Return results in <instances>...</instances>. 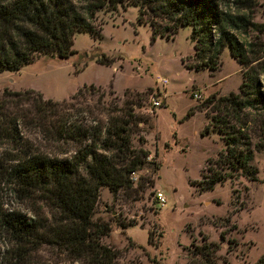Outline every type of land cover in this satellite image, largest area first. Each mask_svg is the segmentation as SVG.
Returning a JSON list of instances; mask_svg holds the SVG:
<instances>
[{
    "label": "rangeland",
    "instance_id": "1",
    "mask_svg": "<svg viewBox=\"0 0 264 264\" xmlns=\"http://www.w3.org/2000/svg\"><path fill=\"white\" fill-rule=\"evenodd\" d=\"M220 1L232 12H248L236 9L233 0ZM253 2L251 26L234 32L240 42L255 44L252 49L259 58L252 63L264 69V0ZM136 15L135 5L99 9L94 20L102 27L99 38L77 32L72 43L76 52L68 57L36 53L19 69L0 71V99L12 107L16 99L5 91H29L21 106L30 109L38 92L44 99L65 101L62 116L69 125L82 128L103 126L108 114L129 108L143 120L132 131L131 144L149 151L146 162L132 174L131 188L113 195L101 186L92 214L94 221L111 226L102 241L119 250L118 264H190V251L202 243V235L218 245L216 264H258L264 255V153L252 151L249 162L257 169L255 180L216 164L224 143L211 127L204 132L213 112L210 104L202 106L211 95L237 92L245 67L224 47L216 69H195L190 26L180 27L172 37L156 35L152 40L149 23H137ZM100 53L112 63H98L95 57ZM79 88L81 93L73 95ZM152 96L159 106L152 105ZM52 120L59 122L53 115ZM20 128L26 147L51 156L68 158L77 146L69 138H49L34 124ZM9 148L0 143L1 152ZM210 168L226 179L202 190L199 182L212 173ZM156 192L163 195L162 203ZM0 200L27 217L45 223L51 219L41 202L18 199L1 175ZM0 264L79 263L46 243L17 246L2 230Z\"/></svg>",
    "mask_w": 264,
    "mask_h": 264
},
{
    "label": "trees",
    "instance_id": "2",
    "mask_svg": "<svg viewBox=\"0 0 264 264\" xmlns=\"http://www.w3.org/2000/svg\"><path fill=\"white\" fill-rule=\"evenodd\" d=\"M253 3L233 0L236 9L248 11L245 14L225 9L220 0H0V71L17 70L31 62L36 53L60 58L75 53V33L101 36L102 27L94 20L102 8L137 6L136 21L149 23L152 40L156 35L172 37L188 25L197 60L193 68L216 69L224 47L245 67L237 92L211 95L202 103L210 104L213 112L204 132L211 127L224 143L216 164H226L248 180H255L257 169L249 160L253 150L264 153V69L252 63L259 58L252 49L255 44L240 42L234 32L251 26ZM95 60L103 64L113 61L103 53ZM28 92L5 91L16 99L12 107L7 99H0V143L11 146L0 151V175L18 199L41 202L51 219L45 223L38 217H27L19 210L4 207L0 200V231L8 233L17 246L46 243L79 264H118L119 250L102 241L111 226L94 221L92 214L101 186L113 195L120 188H131L132 174L146 162L149 151L131 144V133L143 120H137L129 108L108 114L107 123L98 128L69 125L68 118L62 116L65 101L44 99L38 92L30 109L21 106V100L29 99ZM79 93L81 88L73 95ZM191 113L188 110L186 115ZM52 115L59 122L53 123ZM27 124H34L55 141L69 138L77 142L73 154L60 158L26 147L20 127ZM139 141L143 142L141 136ZM153 165L158 168L155 162ZM225 179L220 171H212L199 182L200 188L211 189ZM119 225L125 226L123 222ZM224 235L221 230L220 239ZM201 237L202 243L190 251V264H216L217 243L205 235ZM258 264H264V255Z\"/></svg>",
    "mask_w": 264,
    "mask_h": 264
},
{
    "label": "built area",
    "instance_id": "3",
    "mask_svg": "<svg viewBox=\"0 0 264 264\" xmlns=\"http://www.w3.org/2000/svg\"><path fill=\"white\" fill-rule=\"evenodd\" d=\"M161 82L162 83H165L166 82V79L165 78H162L161 79ZM151 103L152 105L155 107V106H159L160 105V101L158 99H155L153 96L151 97ZM156 198L158 199L159 202H163L164 201V198H163V195L161 194V192H156Z\"/></svg>",
    "mask_w": 264,
    "mask_h": 264
}]
</instances>
